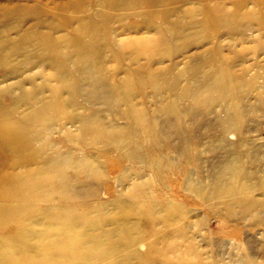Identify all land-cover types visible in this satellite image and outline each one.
I'll return each instance as SVG.
<instances>
[{"label": "rangeland", "instance_id": "1", "mask_svg": "<svg viewBox=\"0 0 264 264\" xmlns=\"http://www.w3.org/2000/svg\"><path fill=\"white\" fill-rule=\"evenodd\" d=\"M135 2L134 7L125 9L112 7L111 0H0V111L6 116L2 117L3 119L10 123L21 122L25 130L31 133L28 147L33 151L26 156L14 154V149L0 141L5 156L0 157V245L14 246L26 243L27 249L34 251L35 247L44 245L43 237L37 236L33 239L31 234L30 238H20L19 235L26 230L42 231L49 227L47 231L53 236L54 231L50 225L58 224L61 214L71 219L70 223H73L69 227L72 232L78 231L77 234L92 227L89 224L84 225L85 220L93 221L99 225L96 227L103 228L107 220L121 219L120 223L126 227L139 222L146 229L147 225L141 219V211L149 213L152 206H160L164 212L162 211L159 220L151 221L152 231L138 237L137 244L115 257H98L91 264H115L114 261H119L120 257H126L127 254H131L130 261L120 264H148L151 245L157 241L159 246L172 243L164 254L155 256L156 260L165 264H242L240 259L243 264H264L263 223L257 218L244 221L241 217H231L225 210L233 200L243 196L242 193L238 192L235 197H210L208 187L213 172L215 174L213 167L226 157L228 146L218 144L217 140L221 136L214 134L207 125L202 124L193 133L186 128L184 136H190L192 140L190 139L186 153L182 156L179 155V145L176 141L172 146L161 144L159 149L151 150L149 140L141 133L143 149L140 150V155L144 158V164L141 165L128 161L127 148L118 143L117 133L109 140L99 141L88 135L83 138L79 135L82 130L81 123H71V126L66 125L65 120L56 121V117H61L63 113L54 114L51 117L52 123H44L40 119L32 121V118L24 120L27 115L35 113L39 104H47L55 98L52 91L53 88H58V85L53 78L51 63L67 62L58 58L51 50L59 48L60 54L71 58L74 46L82 40L85 41L86 35H91L88 30L83 32V24L86 22L97 27L101 37L99 44L103 57L102 69L108 75V82L114 89L120 88L121 94L123 81L128 73L146 77L155 71L162 75L174 76L172 73L176 71V67L181 69L190 58H197L200 53L203 55V52L210 48L221 52L230 62H238L255 46L256 56L251 59L247 57V61H250L235 71L250 69L249 76L258 73L264 78V0ZM217 7L229 13L236 12L237 17L243 18V25L250 27L254 26L255 22L249 13H256L260 16L262 24L259 28L247 32L246 34L250 33L247 39L227 35L225 30H217L215 26L216 38L214 36L205 41L201 36L193 41L187 40L181 48L173 45L167 38L171 35L170 31H190L195 23L203 19L204 9L213 12ZM156 29L160 30L166 36L165 40L171 44L168 48L171 49L172 57L164 56L160 51L156 59L153 57V54L158 52L151 50V42L157 39ZM205 43L208 45L204 46ZM46 48L49 53H43ZM252 63L261 69L255 68ZM65 68L69 74L70 69H74L70 63L66 64ZM165 81H159L160 88L154 94L155 101L161 102L170 96L164 90ZM149 84V81L141 84L144 87L141 94H138L137 90L141 86L136 84L138 103H144L146 95L151 93ZM120 98L124 99L123 96ZM104 107L93 104L78 111L66 110V115L74 120L75 115L87 114L91 109L89 113L99 114L107 127L108 121L123 127L122 121L111 115L112 110ZM206 119L211 123L213 116H207ZM252 124L256 131L253 136L259 139L258 144L262 145L259 152L264 153V117ZM136 131L138 134L139 130ZM70 132L77 136L73 142L66 136V133ZM226 141L236 144L237 138L231 135ZM210 143L211 146H208ZM237 151L238 148L233 150L234 153ZM61 154H72L78 160L92 156L102 167L103 175L94 179L97 191L89 203L81 202L83 199H69L66 202V197L62 198L56 193L57 180L53 179L51 184L54 172L38 171L43 169L39 159H51L55 158L52 156ZM199 154L201 157H197ZM30 158L34 161H30ZM247 163L248 168L254 170L255 165L251 164L250 160ZM263 165L262 162L257 167ZM66 170L63 172L66 177L74 175L76 179L84 180L82 174L69 168ZM37 174H44L39 180L47 181V184L40 185V188L51 187L53 192H44V195L40 196L36 190L27 197L24 192L27 188L18 187L16 181ZM257 178L255 175L254 180ZM26 185L32 187L33 182H27ZM198 188H206L207 195L197 193ZM252 196H257V193ZM122 202L135 211L134 217H126L123 213L125 210L119 213V210H122ZM165 212H170L173 219L177 222L179 220V226L185 227L190 233L193 256L185 253L186 245L183 239L175 238L169 242L164 240L170 232L179 227L176 221L169 224V221L164 219ZM74 221L80 222H76L80 227L74 226ZM174 223L175 226L171 225ZM42 224L45 226H40ZM48 243L46 242L47 247ZM206 243L212 244V252L205 253ZM53 253L67 255V252L62 250ZM67 259L69 258L55 260L53 264H71Z\"/></svg>", "mask_w": 264, "mask_h": 264}, {"label": "bare ground", "instance_id": "2", "mask_svg": "<svg viewBox=\"0 0 264 264\" xmlns=\"http://www.w3.org/2000/svg\"><path fill=\"white\" fill-rule=\"evenodd\" d=\"M142 1L145 3L148 0ZM135 4V0H111V6L115 8L130 9ZM217 8L219 10L216 11ZM217 8L213 12L204 9L203 19L201 22L195 23L190 31H170L171 35L167 38L173 45H178L181 48L187 40L193 41L201 36L205 41L212 39L214 36L216 38L215 31L217 28V30H225L227 35H236L240 39H247V35L250 33H246L253 28H259L262 24L260 16L256 13H249V16L254 18L253 21L255 22V25L250 27L249 25H243V18L241 16L237 17L236 12L229 13L223 8ZM216 15L220 17L217 18ZM211 25L213 28H211ZM87 30L89 31L88 34L91 35H86L85 41L82 40L81 43L78 42L74 46L71 58L66 54H60L58 47L57 50H51L58 58L67 62L54 61L51 63L53 78H55L58 85V88H53L52 91V96L55 98L47 104H39L34 111L35 113L27 115L28 119L25 118L24 120L32 118V121L40 119L44 123H52L51 117L54 114L63 113L61 117H56V121L65 120L64 123L71 126V123H81L82 130L79 135L83 138L88 135L99 141L109 140L117 133L118 143L127 148L128 161L141 165L144 164V158L140 155V150L143 149L140 138L141 133L149 140L151 150L159 149L161 144L172 146L176 141L179 145V155L182 156L186 153L185 149L191 142L190 136H184L186 128H189L190 132L193 133L202 124H205L214 134L221 136L217 140L218 144L228 146L226 157L213 167L215 174L213 172L208 187L210 197L215 195V197L221 195H233L235 197L238 192H241L243 196L239 199L235 198L236 200L228 204L225 207L226 212L231 217H241L244 221L257 218L264 225V165L260 168L257 167L258 164L264 163V153L259 152L262 145L258 144L259 139L253 136L256 131L254 124H252L264 117V78L262 79L258 73L249 76L250 69L235 71L250 61H247V57L251 59V57L256 56L257 49H255V46L238 62H230L221 52H215L214 48L207 49L206 52H203V55L200 53L201 56L190 58L181 69H176V67V71L172 73V75L175 74L174 76L162 75L160 72L153 71L151 75L139 77L137 73L127 72L128 75L123 81L124 88L122 87L121 94L120 88L114 89L108 82V75L102 69L103 57L99 44L101 37L98 35L97 27L90 22H86L83 24V32H87ZM93 32L96 34H93ZM155 35L157 39L151 42V50L154 53V50L158 52L155 55L153 54V57L156 59L159 56V51L164 56L169 55L172 57L171 49L168 48V45L171 44L165 40L164 37L166 36L158 29L155 30ZM206 45L208 43L204 44V46ZM262 51H264V48ZM43 53H49L47 48ZM68 63L71 67H74L73 71L70 69L71 74L65 68ZM173 66L174 64L171 67ZM257 66L254 67L261 69ZM160 80H166L163 87L165 92L170 95L161 102L154 100L156 99L154 94L160 88ZM260 80L261 82H259ZM148 81L150 82L151 93L145 97L144 103L146 104L143 102L142 104L141 102L138 103V94L144 91L141 84H146ZM136 84L141 87L137 88ZM136 88L138 94L135 92ZM120 96H123L124 99H121ZM93 104L100 107L105 106L104 109L112 110L111 115L122 121L124 126L119 127L108 121L107 127L105 120L99 114L89 113L91 109L87 114L75 115L74 120L66 115V110L75 109L78 111L84 106ZM123 108L124 111H122ZM207 116H213L211 123L206 119ZM2 117L6 116H3L0 111V141L7 147L14 149V154L20 153L26 156L32 153L33 151L28 147L31 133L25 130V126L21 125V122L10 123ZM185 119H187V124L184 123ZM136 130H139V135ZM231 135L236 136V144L226 141L228 136ZM66 136L72 142L77 139V136L75 137L71 132L66 133ZM208 146H211V143ZM235 148H238L236 153L233 152ZM0 157H5L1 145ZM52 157L55 158L39 159L42 165L40 167L43 169H38V171L52 170L54 172L51 184L53 179L57 180L56 193L62 198L66 197V202L69 199H83L81 202L89 203L97 191L94 179L103 175V169L94 157L87 156L82 160L76 159L72 154H61ZM197 157H201V154ZM248 160L255 165L254 170L248 168ZM30 161L34 160L30 158ZM68 168L82 174L84 180H78L74 175L66 177L63 172ZM255 175L258 176L256 181L254 180ZM42 176L44 174H37L32 177L26 176L16 181V184L20 188H27L24 190L27 197L36 190L39 191L40 196H43L44 192H46L45 194H51L53 192L51 187L40 188V185L47 184V181L39 180ZM27 182H33L32 187H28ZM12 192L15 193L14 190ZM196 192L207 195L206 188H198ZM253 193H257V196H252ZM120 206H122L120 207L122 210H119V213L125 210L123 213L126 217H134L135 211L131 210L127 203L122 202ZM152 207L149 213L141 211V219L147 225L146 229L139 222L126 227L120 223L121 219L116 221L107 220L103 224V228L96 227L99 225L93 221L85 220L84 225L89 224L92 227L81 231V233L79 232V235L77 234L78 231H71V227H69L73 223H70L71 219L61 214L58 224L50 225V228L54 231L53 236L49 235L47 231L49 227L42 231L30 232L26 230L22 235H19L20 238L24 236L30 238L31 234L33 239L37 236L43 237L44 245L41 244L35 247L34 251L27 249L26 243H19L14 246L13 244L0 245V264H7V261L12 262V264H53L55 260L62 261L63 258H69L67 260L71 264H91L98 257L106 259L115 257L137 244L138 237L152 231L151 221L159 220L163 211L160 206ZM163 215L165 216L164 219L169 221V224L176 221L172 218L170 212H165ZM76 222L78 221H74V226L80 227V225H76ZM176 224L179 226V220ZM171 225L175 226V223ZM144 231L146 232L143 233ZM175 238L183 239L184 245H186L184 247L185 253L193 256L192 237L185 227L179 226L175 231L170 232L164 240L169 242L174 241ZM46 242H49L48 247ZM157 242L151 245L148 264H165L156 260L155 256L164 254L172 243L169 245L163 243L159 246L160 244ZM205 247V253L212 252L211 243H206ZM58 250L67 252V255L53 253ZM130 258L131 254H127L126 257L119 258L120 262L116 260L114 263H128ZM248 259L252 261L251 258ZM240 261L243 264L242 259Z\"/></svg>", "mask_w": 264, "mask_h": 264}]
</instances>
